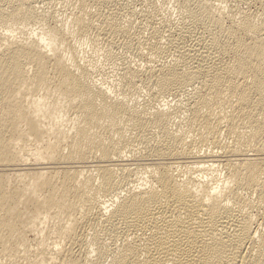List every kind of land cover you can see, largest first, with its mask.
<instances>
[{"label": "bare ground", "instance_id": "obj_1", "mask_svg": "<svg viewBox=\"0 0 264 264\" xmlns=\"http://www.w3.org/2000/svg\"><path fill=\"white\" fill-rule=\"evenodd\" d=\"M157 3L0 0V264H264V0Z\"/></svg>", "mask_w": 264, "mask_h": 264}, {"label": "rangeland", "instance_id": "obj_2", "mask_svg": "<svg viewBox=\"0 0 264 264\" xmlns=\"http://www.w3.org/2000/svg\"><path fill=\"white\" fill-rule=\"evenodd\" d=\"M160 1H161V3H160ZM160 1L157 0V2L159 3V4L157 3L158 5H162L163 3H165V0H164V1H163V0H160ZM138 7H139V8H138ZM133 8H135L136 12H139V11H140L139 9H141V6H140V5L138 6V3H137L136 5L134 4ZM169 8H170V7H169ZM170 10H171V8H170ZM169 12H170V11H169ZM171 13H172V10H171ZM124 56H126L127 59H129V57H128L127 55H124ZM126 57H125V58H126ZM129 60H130V59H129ZM134 62H135V61H133L132 64H136V62H135V63H134ZM107 63H108V62L104 63L103 66L108 65V68H112V67H113V68L110 69V70L106 67L107 70H109L108 72H110V71H112V70H115V69H114V68H116L115 65L113 66V64H112L111 62H109L108 64H107ZM110 65H112V66H110ZM109 66H110V67H109ZM105 78H107V77H105Z\"/></svg>", "mask_w": 264, "mask_h": 264}]
</instances>
